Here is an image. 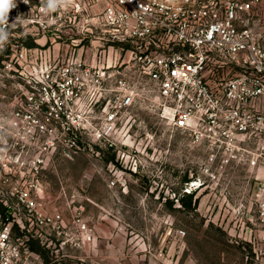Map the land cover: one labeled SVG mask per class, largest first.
Here are the masks:
<instances>
[{
    "label": "built area",
    "instance_id": "1",
    "mask_svg": "<svg viewBox=\"0 0 264 264\" xmlns=\"http://www.w3.org/2000/svg\"><path fill=\"white\" fill-rule=\"evenodd\" d=\"M47 4L12 0L6 23L0 25L5 33L32 27L40 39L52 26L76 36L60 67L38 41L41 47L10 51L0 41V51L7 52L4 68L37 90L25 93V102L12 114L14 126L26 124L27 134L39 143L35 171L58 151L61 130L73 133L70 151L63 153L67 158L90 141L116 150L133 105L158 100L161 117L206 152L208 181H219L234 164L255 173L264 226V0H63L54 10ZM62 99L80 110L88 103L90 115L78 114L72 129L62 123ZM14 192L29 213L26 238L36 236L42 243L48 232L65 228L61 213L49 215L37 202L44 195L39 184ZM72 220L76 245L94 242L89 225L78 214ZM28 243H12V224L4 225L0 264L39 260ZM249 243V264H264V237Z\"/></svg>",
    "mask_w": 264,
    "mask_h": 264
},
{
    "label": "rangeland",
    "instance_id": "2",
    "mask_svg": "<svg viewBox=\"0 0 264 264\" xmlns=\"http://www.w3.org/2000/svg\"><path fill=\"white\" fill-rule=\"evenodd\" d=\"M6 34L5 51L42 45L57 57L59 67L67 63L76 38L57 26L50 29L47 42H40L32 27L11 28ZM33 91L0 63V99H16L12 106L0 104L6 112L0 114V210L7 209L5 217L0 215V229L10 223L12 243L29 241L30 251L40 256L30 264L250 263L249 241L264 237L257 205L261 183L251 169L234 164L219 181H208L203 173L206 152L161 117L160 104L152 97L154 102L139 101L128 111L116 150L90 141L67 158L63 153L70 151L73 133L61 130L58 151L35 171L39 143L27 134L26 124L15 127L12 120L24 94ZM60 105L62 123L72 129L78 114L90 115L88 103L82 110L63 99ZM31 184L44 191L37 199L44 211L64 217L65 228L48 232L42 243L36 236L26 238L29 213L14 192ZM75 214L89 225L94 242L76 245Z\"/></svg>",
    "mask_w": 264,
    "mask_h": 264
},
{
    "label": "clouds",
    "instance_id": "3",
    "mask_svg": "<svg viewBox=\"0 0 264 264\" xmlns=\"http://www.w3.org/2000/svg\"><path fill=\"white\" fill-rule=\"evenodd\" d=\"M62 2L63 0H48L47 8L54 10L57 4ZM12 6V0H0V25L6 23L7 13ZM6 35L3 28H0V41L6 39Z\"/></svg>",
    "mask_w": 264,
    "mask_h": 264
},
{
    "label": "crops",
    "instance_id": "4",
    "mask_svg": "<svg viewBox=\"0 0 264 264\" xmlns=\"http://www.w3.org/2000/svg\"><path fill=\"white\" fill-rule=\"evenodd\" d=\"M48 41V39H45V38H42V39H40V42L41 41ZM4 58V57H3ZM3 58H2V60H0V63H2V61H3ZM0 97H2V95L0 96ZM4 96H3V98L2 99H0V104H6V103H10L9 104V106H12V105H14V103H16V99H12V97H8V100L7 101H5L4 100ZM10 108V107H9ZM1 109H2V107H0V114H5L6 112H3V111H1ZM10 114V113H9Z\"/></svg>",
    "mask_w": 264,
    "mask_h": 264
},
{
    "label": "trees",
    "instance_id": "5",
    "mask_svg": "<svg viewBox=\"0 0 264 264\" xmlns=\"http://www.w3.org/2000/svg\"><path fill=\"white\" fill-rule=\"evenodd\" d=\"M32 46L35 47L36 45L33 44ZM6 54H7V52H5V51H0V60H2V58H3L4 55H6ZM6 211H7V209H6L5 207L2 206V208H1V210H0V215H2L3 217H5V216H6Z\"/></svg>",
    "mask_w": 264,
    "mask_h": 264
}]
</instances>
